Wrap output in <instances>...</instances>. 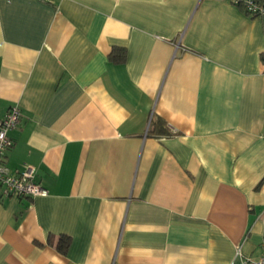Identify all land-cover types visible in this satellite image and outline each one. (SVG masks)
Returning a JSON list of instances; mask_svg holds the SVG:
<instances>
[{
  "label": "crops",
  "instance_id": "0c3cea01",
  "mask_svg": "<svg viewBox=\"0 0 264 264\" xmlns=\"http://www.w3.org/2000/svg\"><path fill=\"white\" fill-rule=\"evenodd\" d=\"M13 104L3 163L31 165L46 193L0 196V264L260 255L264 14L231 0H0V117Z\"/></svg>",
  "mask_w": 264,
  "mask_h": 264
},
{
  "label": "built area",
  "instance_id": "2783aa9c",
  "mask_svg": "<svg viewBox=\"0 0 264 264\" xmlns=\"http://www.w3.org/2000/svg\"><path fill=\"white\" fill-rule=\"evenodd\" d=\"M231 1L241 5L251 15L264 14V3L256 0ZM20 117L21 110L16 104L11 105L4 116L0 117V196H35L46 193V189L34 179V168L31 165H25L16 172H10L3 163L4 153L12 144L8 130L19 122ZM260 245L261 253L257 258L243 257L239 264H264V239ZM237 252H239L238 249Z\"/></svg>",
  "mask_w": 264,
  "mask_h": 264
},
{
  "label": "trees",
  "instance_id": "16d2710c",
  "mask_svg": "<svg viewBox=\"0 0 264 264\" xmlns=\"http://www.w3.org/2000/svg\"><path fill=\"white\" fill-rule=\"evenodd\" d=\"M256 1H258V2H260V3H264V0H256ZM246 11V10H245ZM247 12V11H246ZM248 13V12H247ZM161 122L159 121V124H160ZM67 239H64L63 237H61L60 238V241H59V243H58V248L60 249V250H62L65 246H66V244H67Z\"/></svg>",
  "mask_w": 264,
  "mask_h": 264
}]
</instances>
